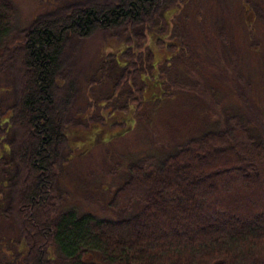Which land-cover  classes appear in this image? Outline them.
<instances>
[{
    "label": "trees",
    "instance_id": "trees-1",
    "mask_svg": "<svg viewBox=\"0 0 264 264\" xmlns=\"http://www.w3.org/2000/svg\"><path fill=\"white\" fill-rule=\"evenodd\" d=\"M180 1L72 2L36 18L22 31V45L10 50L17 16L0 0V71L12 81V104L0 119V131L12 133L0 159V192L3 213L20 234L14 264H264V137L242 118L230 116L225 129L191 139L161 161L132 165L112 196L117 220L59 212L53 202L57 172L71 157L65 150L72 151L66 133L78 90L72 41L104 31L142 48L146 26L162 33ZM124 46L118 55L127 65L136 54ZM24 166L31 174L25 181Z\"/></svg>",
    "mask_w": 264,
    "mask_h": 264
},
{
    "label": "rangeland",
    "instance_id": "rangeland-1",
    "mask_svg": "<svg viewBox=\"0 0 264 264\" xmlns=\"http://www.w3.org/2000/svg\"><path fill=\"white\" fill-rule=\"evenodd\" d=\"M8 1L17 16V34L8 43L15 50L36 18L85 0ZM144 35L139 49L104 31L72 41L78 90L70 112L75 123L66 132L72 151L64 155L71 157L57 172L53 202L59 212L119 219L112 196L132 165L148 157L161 161L187 141L225 129L230 116L245 119L264 137V0H182L166 15L162 33L150 24ZM124 45L141 61L124 64L118 55ZM19 73L23 82L22 64ZM11 85L1 70V120L12 104ZM96 134L104 142L90 146L86 138ZM11 137L0 131L2 160L8 148L2 152L1 144ZM3 170L0 165L1 191ZM30 175L24 166L23 180ZM4 199L0 192V264H14L22 245L16 223L3 213ZM150 200L156 207L158 200Z\"/></svg>",
    "mask_w": 264,
    "mask_h": 264
}]
</instances>
